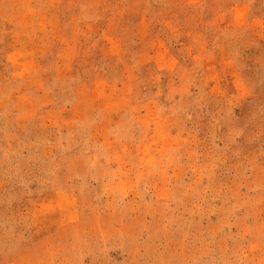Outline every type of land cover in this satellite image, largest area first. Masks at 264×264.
<instances>
[{"label": "rangeland", "instance_id": "1", "mask_svg": "<svg viewBox=\"0 0 264 264\" xmlns=\"http://www.w3.org/2000/svg\"><path fill=\"white\" fill-rule=\"evenodd\" d=\"M0 264H264V0H0Z\"/></svg>", "mask_w": 264, "mask_h": 264}]
</instances>
